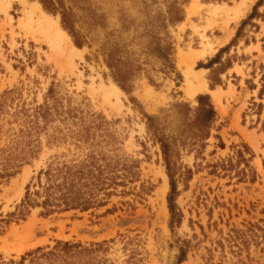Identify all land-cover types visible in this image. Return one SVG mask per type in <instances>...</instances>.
I'll return each mask as SVG.
<instances>
[{"label": "rangeland", "instance_id": "1", "mask_svg": "<svg viewBox=\"0 0 264 264\" xmlns=\"http://www.w3.org/2000/svg\"><path fill=\"white\" fill-rule=\"evenodd\" d=\"M55 2L0 0V264L58 241L91 248L68 264H264V0ZM82 162L96 203L46 213L40 172Z\"/></svg>", "mask_w": 264, "mask_h": 264}, {"label": "trees", "instance_id": "2", "mask_svg": "<svg viewBox=\"0 0 264 264\" xmlns=\"http://www.w3.org/2000/svg\"><path fill=\"white\" fill-rule=\"evenodd\" d=\"M60 5L64 7L63 0H58ZM41 2L49 9L57 10L55 0H41ZM62 18L64 25L73 31L72 15L68 8H64L62 11ZM75 35V43L81 46V40ZM111 58L110 65L117 69V80L122 82L121 86L126 90L125 79L121 76L118 63ZM120 76V77H119ZM157 117L150 116L151 126L154 127V134L161 142L165 159L167 161L168 169H172V146L171 138L165 132L162 131L159 124L155 121ZM216 119V110L210 101L209 96H199V105L194 109V115L187 122V128L192 131V135L196 140H201L210 135L211 128ZM186 124V125H187ZM8 163L9 160H6ZM89 165L85 162L79 164H67L64 163L61 166L49 167L45 171H41L39 177L45 174L46 181L42 183L39 181V185L42 191L35 190L34 194L43 196L41 205L45 207L46 213H52L56 210H68L71 208H80L87 210L93 206L97 201L96 191L91 185L96 186L95 180H98L95 174H91ZM9 175V173H7ZM95 178V179H93ZM93 179V180H92ZM26 205L33 204L31 198L30 186L27 187L26 193ZM91 251L90 247L84 246L80 242L71 241H58L50 250L44 251L43 248H37L35 251L28 253L31 256L28 264H56L61 262L63 264L74 263L76 259H81ZM22 256L19 264H27L25 261L27 255ZM37 254V255H36Z\"/></svg>", "mask_w": 264, "mask_h": 264}, {"label": "bare ground", "instance_id": "3", "mask_svg": "<svg viewBox=\"0 0 264 264\" xmlns=\"http://www.w3.org/2000/svg\"><path fill=\"white\" fill-rule=\"evenodd\" d=\"M35 4L38 6L37 8L39 9V12H40V16L41 17H51V15H49L47 12H45L44 11V9L42 8V6H41V4L38 2V1H36L35 2ZM239 12H240V10H236L235 11V15H237V17L239 16ZM49 22H51V21H49ZM56 23V22H55ZM58 25V24H57ZM55 29H57V28H55ZM65 35H67L68 36V34L66 33V31L62 28V27H60L59 28ZM59 29H58V31H59ZM70 38V37H69ZM68 39V38H67ZM73 47H75V48H77L75 45H73ZM78 49V48H77ZM206 52V49H202L201 51H199V53L198 54H204ZM201 70H203V69H201ZM188 75V74H187ZM199 79L198 80H201V83H202V80L204 81V79H202L201 77H198ZM115 86H116V88L117 89H119L120 90V88H119V86L117 85V84H115ZM191 86L189 85V87L188 88H190ZM115 88V89H116Z\"/></svg>", "mask_w": 264, "mask_h": 264}]
</instances>
